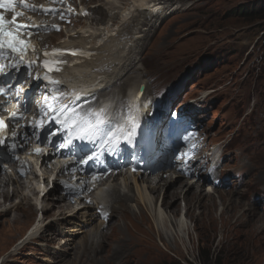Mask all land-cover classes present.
<instances>
[{"label": "rangeland", "instance_id": "obj_1", "mask_svg": "<svg viewBox=\"0 0 264 264\" xmlns=\"http://www.w3.org/2000/svg\"><path fill=\"white\" fill-rule=\"evenodd\" d=\"M99 1L87 2L94 6ZM115 1L122 7L131 5L130 0ZM160 5L166 6L167 11L160 19L153 20L152 29L142 49L131 50L128 58L131 63L129 72L126 71L127 74L122 76L117 86L103 89L101 93L114 97L115 101L145 82L148 92L154 88L172 87V98L181 95L184 98L182 102L193 104L195 109L199 108L202 121L198 123L202 132L198 135L188 133V139L183 145L186 148L187 141L195 142L193 139H198L195 144L205 148L206 156L211 157L209 165H215L216 170L221 172L222 177L217 178L215 190L238 191L233 196L241 204L236 215L245 214L251 223L233 225L234 219L230 220L227 214L220 218V205L215 207L213 214L196 220L200 210L192 207L190 211L195 220L191 222L189 231L191 240L187 234L184 243L175 236L174 244L166 242L165 247L154 233L157 225L154 214L158 212V202L152 205L148 203L147 212L154 232L150 238L139 240L126 230L122 234L118 232L117 226L121 224L120 208L106 189L115 186L120 192L130 190L135 199H130L129 206L136 213L139 211L136 199L146 188V183L142 181L144 176L153 177L161 170H172L179 156L169 159V153L165 162H160V167L140 176L138 172L126 169L125 164L118 165L109 169L121 173L114 181L108 178L102 185V182L87 180L86 184L79 186V190L73 185H80L77 172L73 170V175L67 177L66 170L69 171V168H66L64 178H70L74 186V189H70L72 192L67 193L63 199V203L73 205V210L68 214L70 222L60 224L56 221L55 218L62 212L58 207L38 213L27 202L22 203V212L13 207L6 214L0 213V264H264V0H168ZM114 13L122 14L118 10ZM140 19L143 21V18ZM79 23L83 26L86 20H80ZM140 26L144 28V25ZM69 30L67 24L66 31ZM54 33L52 40L62 36ZM50 36L51 33L48 34ZM148 94L151 96V93ZM142 99L147 100L145 96ZM188 99L198 102L191 103ZM189 114L194 115L195 110L189 111ZM191 124L196 126L195 123ZM210 149L213 150L209 152ZM41 153L42 150L35 152V156L30 158L36 170L43 156L38 158L37 166L35 159ZM192 154L195 156L197 153ZM52 155L44 162L46 166L57 164L51 160ZM207 163L198 164L207 168ZM199 165L194 168L188 166V171L200 175L194 172ZM1 167L0 178L9 169H5L3 164ZM172 175L175 179L177 173ZM168 176L164 173L163 179ZM202 176L207 177L209 174L204 173ZM183 179L185 177L178 181ZM36 181L32 184L35 185ZM178 181L173 187H176ZM40 184H44V191L49 189L50 199L47 202L50 203L59 194V190H55L60 184L59 179L51 182L49 177L48 180L42 178ZM26 185L25 189L18 188V194L12 192L13 186H9V199L4 206H16L21 192L30 196L32 192L27 191ZM204 185L207 187V182ZM88 186L89 189L94 188V193L100 199L103 198V205L110 210V219L103 226L98 227L102 219L96 212L97 205L91 207L96 215L92 220H88L91 212L83 208L77 210L84 205V197L89 196ZM173 187L168 188V193ZM166 188L162 187L158 201ZM42 196L35 205L36 209L44 205ZM0 200L2 203L3 198L0 197ZM174 205L178 207L175 217L182 216L185 211L184 201L178 198L174 200ZM15 215L19 216L17 220H14ZM222 220L228 223V227L221 226ZM96 227L99 228L98 233L94 229ZM37 229L45 230L42 235H36ZM101 231L106 232V236L99 237ZM88 233L89 242L85 238ZM165 240L168 241L166 237Z\"/></svg>", "mask_w": 264, "mask_h": 264}, {"label": "bare ground", "instance_id": "obj_2", "mask_svg": "<svg viewBox=\"0 0 264 264\" xmlns=\"http://www.w3.org/2000/svg\"><path fill=\"white\" fill-rule=\"evenodd\" d=\"M82 1L84 2V0ZM155 1L156 0H130L131 5L130 6L128 5L127 7H122L120 4H116L115 0H101V2L100 1L95 2L94 6L87 1L86 3L84 2L86 4L85 8L88 11H92L91 13L95 17H97L95 20L96 22H94V20L90 21L87 18L86 24H84L83 26L81 25L79 30H76L75 28V30L71 32L73 29H70L69 31H66L64 36L70 38L69 39L70 43L76 46L82 45L84 47H89V49L94 50L97 55L93 57L91 56L87 57L88 59H85L84 61L82 60L77 61V59L76 60L74 59V56H70L68 57L69 58L68 63L65 64V66L67 69L68 67L72 68L71 71H75L74 75H78V74L81 75L79 80L81 81L82 86L86 87L87 89L92 87L91 89L92 94L99 95L101 94V90L117 86V83L120 81L122 76L126 75L127 72H129L128 69H130L129 67L131 63L128 58L131 54V50H135L136 48H140V50L142 49L145 43V39L147 38V36H149L150 30L152 29L153 20L160 19V17L164 15L165 12L167 11L166 6L162 7L160 4L162 2L165 3L168 0L165 1L159 0L158 2ZM170 3L171 2H168L167 4ZM115 10L116 11L118 10V12L122 14L116 15L114 13ZM149 15H151V17ZM140 18H143V21ZM73 25H77V23L74 22ZM140 25H144V28ZM54 32L55 31H51V36L48 37L50 40H52V37H54L55 35ZM43 42H48V41L44 40ZM56 75L60 76V74L58 73H56ZM129 77H132V75H130ZM64 88L65 86L60 87V89H64ZM132 88L133 87H131L128 90V92ZM60 89L59 88L56 89V91H60L58 95L60 97L59 100L61 104H67L68 101L72 99L65 97L67 94H69V90L62 91ZM144 90H146V84ZM137 91L131 94L132 102L138 100V97L140 95V89H138ZM29 95L30 94L27 95V98L29 97ZM143 97L144 94L140 98V105H139V107L142 110L146 106H148L149 102H150L149 106H152L153 104L152 99H150V101L148 99L144 100L142 99ZM29 99L30 97L27 99L26 104L28 103ZM98 101H101V99H99ZM98 101H94V103H97ZM182 105H184L183 110L185 111L187 110L189 112L195 110V108H193L194 107L193 104L190 103L185 104L183 102ZM74 106H79V109L84 111L87 116L91 115L89 111L91 110L92 105L88 106V103L81 105V100H78L72 105V108ZM109 106L110 104L108 103V107ZM133 106L134 105L131 104V107ZM1 107H2V109H0L1 118H6L8 127L6 129L7 135L3 137L5 139V143L0 145V159L1 158L11 159L13 156L12 152L14 153L16 151H21V150L22 151L16 154V156H18V159L16 160H14V158L11 159L12 168H9L7 171H5L4 176L0 178V197L3 198V202L2 203L0 202V213L6 214L13 207L15 208V210L22 212L21 210L24 209L22 207V203L27 202L28 205L34 206L33 208L38 213L39 211H42L43 213V212H47L48 210H53L54 207L56 208L58 207L62 209V212L60 213V216L58 218H55L56 221L59 222L60 224H63V222H70L68 214L70 210H73V205L72 204L70 205L68 203H63L64 201L63 199L65 198L67 193L72 192L70 191V189L66 188V185L72 182L71 179L64 178V171L68 167L66 166L61 167L57 165L46 166L44 162L48 160L51 154L55 156L56 152L54 150H51L50 152L45 153L44 150L41 149L42 153L39 155V157H36L35 159V166H37L38 158L40 159V157L43 156L42 161L40 162L37 170L33 168L34 165L33 162L30 161V158L35 156V153H30V151L29 152L23 151L24 150L23 144L28 141L27 129L23 127L17 129L16 126L20 125L19 122L16 123L14 122V120L7 121V117H9L8 115L9 112L16 111L18 113L17 118L21 116L20 111L17 109V105L8 106L9 109H7L6 111L3 109L4 106L2 104ZM146 111L148 112L149 108L144 110L145 114ZM13 131L17 132L16 136L12 135ZM191 141H187L186 148L182 144L183 145L182 151L190 150L191 153H187V155H183V152H181L176 164L174 165V167H172V170L171 169H168L166 171L161 170V172L159 171L153 177L143 175L144 178L142 179V181L143 183L144 182L146 183L145 184L146 188L144 189L143 187L145 193L140 192L139 197L136 199L139 210L136 213L129 206L130 199L131 198L135 199L134 195L130 194V190L126 192H120L119 190L115 189L116 188L115 186L106 189V192L110 195V197L113 196L114 203L117 204L118 207L120 208L119 217L121 224L117 226V230L119 233L122 234L124 230H126L132 237H138L139 240L141 239L145 240L147 238H150L154 231L152 228L153 225L151 218L147 212L148 209L147 204L149 203L150 205H152V204H156V202H158L159 209L157 214L156 213L154 214L155 222L157 224L154 233H156L155 235L158 236L159 240L165 247H167L166 242H170L174 244L175 236L179 241L182 242L183 239L185 238V235L186 234L189 235L191 222L195 220L193 219V214L190 211L192 207L199 208L200 210L198 216L196 217V220L213 214L215 207L217 205H220L222 207V210L220 212V218H222L224 214H227V217L230 220L234 219L233 225L243 226L251 223V219L245 217V214L239 213V215H236V211L241 206V204L239 202H236V200L233 199V196L234 194L238 193V191L215 190V186H217L218 184L217 178L220 179L222 177L221 172L219 173V170H216L215 165L213 166L209 165L211 157L206 156L204 152L206 151L205 148H203L202 146L199 147L198 145L195 144L197 143L198 139H193V141L195 142H191ZM13 144L16 145L14 149L12 148ZM167 149L168 148L165 143H163L159 147V151L161 153L168 152L165 151ZM192 152H196L200 156H193ZM22 154H24L23 155L24 157L20 156ZM56 158L57 161H60L58 157ZM160 160L161 157H159L157 161L159 162ZM205 161L208 162L206 166L207 168H204L205 166H200L198 167L197 170L194 171V172H198V174L200 175H194L193 172L190 173L188 171L190 167L194 168V166L199 165L198 163L205 164L206 163ZM146 162L147 163L151 162V165L153 164L152 161L148 159L146 160ZM70 165L73 168V170L77 172L79 179L81 180L79 182L80 185L78 183L73 184L76 186L77 190H79L80 189L79 186H81L82 183L86 184L88 180V174H86V172H83L84 167L78 168L75 162H72ZM18 166L23 167V169L25 170L23 174H20L19 171L17 170ZM116 166L118 165L114 164L113 167L109 169H113ZM199 169H204V170L203 172H200L201 170ZM54 171H57V177L60 181V184H58L55 189V190H59V194H57V196L54 197L55 199H51L50 203H48L49 201L47 202V200L50 199L48 197L50 191L49 189L47 191H44L45 186L44 184H40V179L43 178V180L44 179L48 180V177H50L49 173L50 172L53 173ZM142 171L143 170L138 172L139 176L142 175ZM215 171L217 175H215ZM109 172L108 174L95 175V181L97 183L102 182L103 185L108 178H112L111 180L114 181V178L117 175L120 176L121 174L119 170H111ZM148 172H150V170L146 171L145 174H149ZM164 173L169 174V176L166 177V179H163ZM172 173L174 174L177 173L175 179H173ZM204 173H206L207 175L209 174V176L211 175L212 177L202 176V174ZM22 176H24L23 178L25 179V181L23 179L22 180L23 182L22 181L20 182ZM183 177H185V179L179 182L178 180H180V178ZM35 181L36 184L35 185L32 184ZM177 181L179 183L176 185V187H173ZM205 182H207V187H204L206 186L204 185ZM24 184H27L25 186L27 188V191L32 192L31 194L29 193L30 196H27L26 193L22 194L21 192L19 194L20 201L16 206L15 205L4 206L5 201L9 199L7 198L8 197L7 188L9 186H13L12 192L18 194V188L25 189ZM33 185L34 187H31ZM166 186H167L166 191L163 192L162 198L158 201L157 199L159 192L162 190V187H166ZM170 187H173L174 189L173 190L171 189L170 190L171 192L168 193L167 190ZM87 191L89 196L86 195V197H84L85 198L84 205L83 206L80 205L81 207H78L79 209L77 210L83 208L85 211L91 212L90 215L91 217L88 218V220H92L94 217H96V215L92 212L91 207L97 205V208H100V206L98 205L102 203L99 201L96 193H94L95 190L91 191L88 186ZM73 192H77V191H73ZM78 194L79 193H77V195ZM41 195H43L41 198L43 199L44 205H41L40 208L36 209L37 203ZM78 197L79 195L77 196V199ZM178 198H181L184 201L185 211L184 213H182V216L179 215V217L176 218L175 215L176 212H178L177 211L178 207L174 205V200ZM33 201L35 202L33 203ZM104 205L101 208H104L105 207ZM106 211H108V209ZM110 215L106 219H102L98 227L103 226L105 221H109ZM18 218H19L18 215L14 216V220H17ZM221 226L223 228H226L228 227V223L227 222L224 223L222 220ZM98 227L94 228L97 231L96 233H98V229H99ZM44 230L45 229L43 230L37 229L35 230V234L37 235L38 233V235H42V233H44ZM95 230H91V232L92 231L94 232ZM104 236H106V232H102V231L99 232V237H104ZM165 237L167 238L168 241L165 240ZM85 238L87 241L90 240L89 233L88 235L85 236ZM122 239L125 240V237L123 236ZM189 239L191 240L190 235H189ZM125 242L128 243V241Z\"/></svg>", "mask_w": 264, "mask_h": 264}, {"label": "snow or ice", "instance_id": "obj_3", "mask_svg": "<svg viewBox=\"0 0 264 264\" xmlns=\"http://www.w3.org/2000/svg\"><path fill=\"white\" fill-rule=\"evenodd\" d=\"M20 2L23 3L24 0H20ZM0 7L13 9L14 0H0ZM44 11L47 12L50 10L44 9ZM82 14L87 15L88 10H84ZM20 15V13H15L11 20H6L3 14H0V61H8L7 63H0V75L7 77L4 83H0V95L9 97L12 95L13 89H15V95L13 98L17 100L26 92V89L20 86V81L22 78L14 76L13 70L16 73H19L20 66L23 64V56L28 51L30 44V40L25 39L21 33V30L25 29L27 25L17 22V17ZM32 50L35 51L34 48ZM72 54L75 55L76 53ZM9 55L12 57V60H9ZM49 55L55 56V50L53 53H44L45 59L41 62L43 67L48 73L60 71V67L58 65L63 63V61L57 59L49 60L47 59ZM32 63H34V61H29L24 66L28 67ZM44 79L48 80L50 84L54 85L60 83L57 80L51 79V77L47 74L45 75ZM9 80H15L16 83H9ZM45 99L47 101V98ZM59 99V96H53L52 103H46L45 105L41 106V112L47 111L50 113H56L54 116H49V119L54 120L57 124H60L69 133L70 139H68L65 144H61V147L71 144L73 139L83 141L93 140L96 137H100V139L103 141V146H111L112 148H116L122 140L131 142L134 138L135 130L138 126L134 117H128L127 126L121 125L119 127L111 128L110 130L105 131L101 128V125H103L105 121L100 118V113H91V115L95 117L94 120H82L79 118V113L75 108H70L67 105L57 107L56 101ZM0 103H4V101H0ZM102 111L103 110H101V112ZM17 116L18 113L13 111L9 117H7V121H13L17 118ZM61 117H63V119H61ZM46 123H48L47 119H40L36 120L34 123H30L29 126L33 127L34 130H38L43 128ZM7 127L8 124L6 119L0 118V132L5 131ZM16 127L19 129L24 126L17 125ZM12 135L16 136L17 132L13 131ZM52 135H55V133H52ZM4 143L5 139L0 136V145ZM15 147L16 145L13 144L12 148L14 149ZM34 151L39 153L41 149L36 148ZM185 155H187V153H185ZM97 158V153L93 152L92 155L88 156L86 160H81L79 163H87L88 161Z\"/></svg>", "mask_w": 264, "mask_h": 264}, {"label": "trees", "instance_id": "obj_4", "mask_svg": "<svg viewBox=\"0 0 264 264\" xmlns=\"http://www.w3.org/2000/svg\"><path fill=\"white\" fill-rule=\"evenodd\" d=\"M174 264H181L180 262H174Z\"/></svg>", "mask_w": 264, "mask_h": 264}]
</instances>
